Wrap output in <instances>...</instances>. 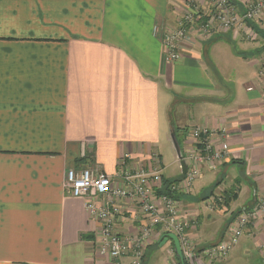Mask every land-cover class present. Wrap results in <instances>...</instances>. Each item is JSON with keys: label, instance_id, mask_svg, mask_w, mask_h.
I'll list each match as a JSON object with an SVG mask.
<instances>
[{"label": "crops", "instance_id": "crops-1", "mask_svg": "<svg viewBox=\"0 0 264 264\" xmlns=\"http://www.w3.org/2000/svg\"><path fill=\"white\" fill-rule=\"evenodd\" d=\"M231 1L243 11L257 0ZM208 3L0 0V264H132L131 255L99 253L101 222L86 199L70 194L67 172L90 168L122 186V170L150 169L159 159L165 180L181 178V166L166 176L158 149L169 144L178 158L173 129L182 149L188 130L206 127L215 144L226 132L231 150L178 195L180 214L195 221L186 232L196 247L193 264L255 204L264 188V19L249 39L218 28L205 38L198 27L179 58H166L165 29ZM175 101L186 112L194 106L195 125L177 128ZM210 196L217 198L212 209ZM115 203L123 212L116 232L136 235L146 220L139 206ZM170 234L153 229L143 264L180 260ZM261 243L257 225L210 264H264Z\"/></svg>", "mask_w": 264, "mask_h": 264}, {"label": "built area", "instance_id": "built-area-1", "mask_svg": "<svg viewBox=\"0 0 264 264\" xmlns=\"http://www.w3.org/2000/svg\"><path fill=\"white\" fill-rule=\"evenodd\" d=\"M205 8L193 6L178 19L175 26L165 29L164 44L168 61L180 57L181 45L195 37L198 27L205 38L218 28L223 31L242 30L244 36L249 39L254 37L253 26L264 19V0L252 2L243 11L231 0H209V6ZM203 17L205 18L202 19ZM187 133L191 142L182 149L187 172L178 179L165 180L159 159L153 161L150 169L142 167L136 171L122 170V186H115L108 174L98 173L90 168L68 170L67 187L70 194L86 199L87 211L92 218L101 222V232L95 241L101 255H108L114 260L131 255L132 264H143L153 229L161 226L164 233L178 237L184 260L187 264H193L196 247L188 239L186 232L195 221H190L180 214L178 195L189 194L205 171L217 170L229 157L231 150L226 132L218 144L213 140L214 132L206 127L191 128ZM101 197L110 199L98 204L97 200ZM115 199L135 202L145 216L146 220L136 235L124 236L116 232V217L123 212L116 205ZM218 200L221 203L223 198L219 196ZM216 204L217 198L211 196L206 202V206L211 209L215 208ZM257 225L264 228V188L251 208L235 215L226 229L224 238L203 249L204 258L197 264H210L217 259L227 258L241 237ZM261 256L264 261V246ZM170 264L180 263L174 259Z\"/></svg>", "mask_w": 264, "mask_h": 264}, {"label": "rangeland", "instance_id": "rangeland-1", "mask_svg": "<svg viewBox=\"0 0 264 264\" xmlns=\"http://www.w3.org/2000/svg\"><path fill=\"white\" fill-rule=\"evenodd\" d=\"M208 6H209V3L207 5V8H208ZM240 10H241V8H240ZM204 18L205 17H203L202 19H204ZM194 38L195 37L190 38L188 42L193 41ZM263 100H264V94H263ZM180 103L181 102H177V101H175V104L173 103L174 105H176V108L174 110V117L175 118L173 119V121H174L175 125L177 126V128L179 127L180 123H182V122L184 123V125H183L184 127L185 126L191 127V126L195 125L196 123L192 119L194 106L189 104V106L186 107V108H188V112H186L185 106H182ZM195 108L197 110V107H195ZM158 149H159V152L162 156L163 164L167 168L166 172H165L166 176L176 177L179 173L180 163H179L178 158H176L174 151H172L171 146L169 144L166 145L165 143H160V144H158ZM208 172H212V171H208ZM239 243H240V241H239ZM238 244L233 248V250L238 246ZM263 246H264V243H261L259 245L260 253L262 252ZM230 253L228 254V256L230 255Z\"/></svg>", "mask_w": 264, "mask_h": 264}, {"label": "water", "instance_id": "water-1", "mask_svg": "<svg viewBox=\"0 0 264 264\" xmlns=\"http://www.w3.org/2000/svg\"><path fill=\"white\" fill-rule=\"evenodd\" d=\"M173 142H174V146H175V150L177 152V157L180 160V165H181V169H182V173L185 174L187 172V165L185 160L183 159V151L180 145V142L177 138V134H176V130L173 129L172 133H171ZM169 238H171L173 240V242L175 243V247L178 253V256L180 258V261L182 262V264H184V256L182 253V249H181V244L179 242L178 237L175 234H170Z\"/></svg>", "mask_w": 264, "mask_h": 264}, {"label": "trees", "instance_id": "trees-1", "mask_svg": "<svg viewBox=\"0 0 264 264\" xmlns=\"http://www.w3.org/2000/svg\"><path fill=\"white\" fill-rule=\"evenodd\" d=\"M253 27H254V29H255V26H253ZM256 30H257L258 32H260L257 28H256ZM177 132H179V130L176 131V134H178ZM179 263L182 264V262H181L180 260H179ZM184 264H187L185 260H184Z\"/></svg>", "mask_w": 264, "mask_h": 264}]
</instances>
